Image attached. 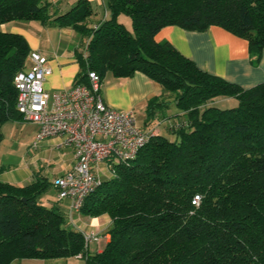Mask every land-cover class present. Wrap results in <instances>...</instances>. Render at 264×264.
I'll use <instances>...</instances> for the list:
<instances>
[{
  "label": "trees",
  "instance_id": "1",
  "mask_svg": "<svg viewBox=\"0 0 264 264\" xmlns=\"http://www.w3.org/2000/svg\"><path fill=\"white\" fill-rule=\"evenodd\" d=\"M111 18L86 26V1L52 13L49 0H0V25L40 21L89 37L79 54L76 84L89 72L131 77L140 72L175 96L186 119L172 126L175 140L152 137L137 157L116 165V177L86 198L82 212L112 219L110 242L85 256L83 235L56 205L40 202L48 182L0 181V264L82 254L86 264H264V84L243 89L201 71L156 34L167 26L204 32L219 26L245 39L257 59L264 50V0H109ZM132 21V32L119 22ZM31 49L19 34L0 30V144L2 126L23 120L15 77ZM237 100L230 109L208 105ZM166 108L152 100L148 117ZM200 196V205L193 199Z\"/></svg>",
  "mask_w": 264,
  "mask_h": 264
},
{
  "label": "crops",
  "instance_id": "2",
  "mask_svg": "<svg viewBox=\"0 0 264 264\" xmlns=\"http://www.w3.org/2000/svg\"><path fill=\"white\" fill-rule=\"evenodd\" d=\"M82 1H86L92 10V15L86 23L88 28L94 29L111 18L109 0H49L53 8L52 13L56 15L71 11ZM122 22L126 24L125 19ZM0 30L22 35L29 44L31 53L37 52L48 59L52 73L46 78L44 88L51 96L68 90L76 84L82 72L78 56L81 52L85 54L89 37L80 34L71 27L47 25L40 21L9 22L0 25ZM155 41L158 43L169 42L182 55L191 59L201 71L236 84L243 89L264 84V50L258 59L253 57L245 39L219 26H212L204 32L188 31L178 26H167L156 34ZM101 94L108 106L122 111L133 110L138 116L141 128L145 130L156 128L158 135L167 138L174 135L172 126L186 119L176 104V108L171 110V114H166L165 110L170 108L172 102L175 103V96L165 92L160 84L140 72L126 78L115 77L112 73H108L102 81ZM152 100H157V103L165 102L166 108L162 111L155 108L156 114L153 117H148L147 110ZM236 103L237 100L234 98L220 97L210 101L208 105L228 104L227 106L235 107ZM24 124L26 122L20 120L7 122L2 126L4 139L0 147L4 143H9L7 147L2 148L4 153H7L10 148V139L6 135L5 125H9L8 129L11 131H20L23 134L26 133L27 129ZM28 125L32 126L29 131L32 130L35 134L34 142L38 126L32 123ZM45 141H57L55 145L47 146V148L50 152L58 151L61 155L60 161L63 170L55 174L53 179L55 180V178L63 176L74 168L76 164L74 152L69 148L57 149L56 146L62 141L60 138H51ZM1 162L3 161L0 153ZM109 173L107 164L100 165L98 174L104 181L112 178L106 177ZM41 176L26 174L22 176L20 181L16 182L23 186L40 180ZM42 177L47 181L46 177ZM50 184L57 199V191L53 186V181ZM50 205L58 206L65 213L68 226L71 229L80 232L82 235L91 232L98 233L100 239L89 245L86 257L104 251L110 242L109 230L112 225V219L108 215L91 217L82 211L70 215L69 200L59 201L57 199L56 202L52 201ZM46 206L48 207V205ZM12 264H86V258L77 256L57 259L23 258L16 259Z\"/></svg>",
  "mask_w": 264,
  "mask_h": 264
},
{
  "label": "built area",
  "instance_id": "3",
  "mask_svg": "<svg viewBox=\"0 0 264 264\" xmlns=\"http://www.w3.org/2000/svg\"><path fill=\"white\" fill-rule=\"evenodd\" d=\"M29 58V71L15 77L16 109L23 121L38 126L32 148L36 149L45 140L60 138L62 141L56 148L74 152V168L56 178L53 186L59 201H70V215L81 212L86 198L103 182L98 174L100 165L107 164L111 177H116V165L134 160L141 148L158 135L157 130L141 128L133 110L108 106L101 94L102 79L96 72H89L88 85L77 83L51 96L44 88L46 78L52 73L48 59L37 52H32ZM192 203L198 207L200 196ZM83 239L88 250L100 236L91 232L83 234Z\"/></svg>",
  "mask_w": 264,
  "mask_h": 264
},
{
  "label": "rangeland",
  "instance_id": "4",
  "mask_svg": "<svg viewBox=\"0 0 264 264\" xmlns=\"http://www.w3.org/2000/svg\"><path fill=\"white\" fill-rule=\"evenodd\" d=\"M126 20V24L122 20ZM120 23H123L126 28L132 32V21L130 17L121 16L119 20ZM30 58L27 60V68L24 72L29 71L30 69ZM237 104V103H236ZM228 104H220L216 107L221 109H230L232 106H227ZM234 107V106H233ZM175 103L172 102L170 108L165 110L166 114L170 115L171 110L175 109ZM30 123L26 122L24 126H27L26 133H21L20 131L14 132L11 131L9 125H5V131H7V137L10 139V148L7 153H4L2 148L7 147L9 143H4L0 147V153L2 154V161L0 163V181L18 185V182L23 175L26 174H37L46 177L48 181V189L41 195L40 202L43 205H48L52 207L50 203L56 202L53 188L50 183L54 181L56 173H60L63 170L61 166V155L58 151L50 152L47 146L55 145L57 141H44L42 142L38 149L32 148L33 138L35 136L34 132L29 131L32 128ZM4 130V129H3ZM10 130V131H9ZM11 133V135H9ZM169 139L175 140V135H170ZM117 163L118 160H115ZM3 163V164H2ZM41 176L40 180H44ZM109 173L106 177L111 178ZM56 179V178H55Z\"/></svg>",
  "mask_w": 264,
  "mask_h": 264
}]
</instances>
